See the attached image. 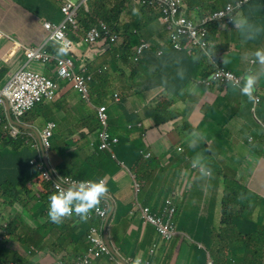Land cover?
Masks as SVG:
<instances>
[{
  "label": "trees",
  "instance_id": "trees-1",
  "mask_svg": "<svg viewBox=\"0 0 264 264\" xmlns=\"http://www.w3.org/2000/svg\"><path fill=\"white\" fill-rule=\"evenodd\" d=\"M14 1L42 19L50 20L53 23L63 19L57 0ZM233 1L211 0L205 10L209 14L214 13L233 3ZM128 6L129 0H89L80 9L78 18L79 30L71 32V37L75 40L81 41L87 38L89 31L95 26H100L102 22H106L111 27L113 35L119 34L125 38L123 44L114 45L109 52L106 51V46L101 47L99 53L94 52L96 57L86 59V64L89 65L88 69H93L94 81L91 84V104L88 103L87 107L83 109L94 111L92 105L94 107L108 105L109 114H114L117 109L115 95L119 94L118 90L121 91L122 99L127 100L134 96L144 99L145 93L161 88L162 91L157 96L159 99L149 103L144 109L143 119L151 125V128H157L163 133L169 128L180 140H189L195 135V131L184 115L185 110L188 108L186 103H189V96L185 94L186 88L190 86L192 81H203L214 71L221 68L233 73L239 80L238 84L240 85L236 87L229 82H223L220 85L224 86L226 91L242 89L245 82L244 77L250 73L244 75L245 73H235L230 67L223 68L217 58L218 55L225 54L233 62L237 63L239 60L234 59V57L239 58L242 56L241 46L238 48L235 45L234 50L231 51L229 42H218V36L221 35L224 39H227L232 33L228 29L229 26L216 22L208 25L207 29L209 36H212V43H216L217 46L210 49L207 53L196 51L189 55L176 52L167 43L168 36H165L159 38V41L154 40V38L150 39L152 44L166 52L165 55L158 56L157 48H153L144 53L140 62H136L134 47L141 45L140 34L150 24L148 22L144 23V19H159L160 13L153 8L142 6L136 14L133 13L131 19L124 21V14ZM258 8H261V17L264 19V0H253L246 7L247 10ZM259 22L264 23V20H258ZM236 34L240 35L238 38L243 42L250 35L242 29L238 30ZM255 46L259 47L260 45L256 44ZM236 49L239 50L235 51ZM254 54V68L258 69L264 66L259 63ZM106 55L108 58L100 66L93 67L91 65L94 59H101ZM7 71L8 69L4 65L0 68V83L2 84L6 82L3 78ZM80 71L78 67L77 72L81 73ZM215 84L218 83L215 82ZM60 101L58 104L59 111L70 102L66 101L65 103L62 99ZM82 102L81 106L85 104L84 101ZM44 112H46L45 116L47 117L53 112V109L49 108L46 103H42L33 112H29L23 121L44 127L46 126L43 122ZM97 117L96 114L94 117H83L81 115V120L84 123L81 130L73 128L70 129L68 135H60L58 132L54 134L51 140L50 161L57 175L71 177L75 180L89 179L99 181L102 176L110 175L117 170L116 165L112 162L110 152L92 151L99 150L98 146L92 144L93 142H98V140L89 139L90 134L95 133L99 128ZM60 118V115L55 118L58 123H60ZM76 122H78V119ZM111 131L113 136L119 139V144L113 150V154L119 160L126 162L130 168L138 165L141 173L144 167L151 171L152 175L148 180L149 186L152 185L156 178L167 175L163 178V184L164 187H168V180L174 176V172L161 168L158 159L142 161L141 152L145 150V145L141 137L133 140L131 138L133 133L128 131L118 121L113 124ZM75 134L81 136L83 141L81 139L76 140ZM26 139L27 137H21L19 140H13L5 136L0 127V188H2L0 189V215L8 212L11 218V223H9L8 227L11 238H20L19 241L28 245V248H31L30 245L33 242L30 240H32L40 244L42 251L45 247H57L59 253L60 244L65 242L70 232V253L74 252L75 256L78 257L80 247L84 243H87V246L89 245L87 240L89 222H81L78 226H73L66 219L59 225L50 221L48 217L49 197L57 192L54 186L57 179L55 178V173L51 171L52 179L43 183L39 190V195L35 194L32 198L26 195L24 188L30 185L39 173L38 168L30 165V160L36 152H34L32 147L26 145ZM62 141H65V143ZM198 150L207 151L202 146L185 150V155L191 158L197 155ZM180 162H183V158L180 159ZM211 168L217 172L216 177L224 188L220 199L221 228L218 233V240L221 247H228L231 255V258L227 259L214 257L212 259L214 264H233L232 261L235 264L264 263V201L258 196L251 194L229 177L226 174V164L222 163V165L216 167L212 164ZM42 169L46 170L44 164ZM108 188V196L115 199L114 196L118 189L112 180L109 181ZM39 203L42 208H40L41 212L38 219L35 220V226L32 231L27 229V220L35 214L32 208ZM15 204L22 206L20 212L13 209ZM117 204L119 205V203ZM234 206L238 208L234 209ZM259 207L262 210L257 215L256 221L255 208ZM116 214L118 217L115 218L114 223L111 225L112 227H110V234L118 245L120 252L122 251L121 254L127 255L125 250L129 245V241L125 238L121 239V243L117 241L120 235L119 222L123 217L119 216L118 211ZM20 229V233H17ZM57 230H60L59 234ZM50 233L53 234V238L52 240H47ZM7 241L0 240V260L3 262L16 261L28 264L39 256V253L34 252L32 249L28 254L16 246L10 248ZM62 249L66 250V246L62 247Z\"/></svg>",
  "mask_w": 264,
  "mask_h": 264
},
{
  "label": "crops",
  "instance_id": "crops-1",
  "mask_svg": "<svg viewBox=\"0 0 264 264\" xmlns=\"http://www.w3.org/2000/svg\"><path fill=\"white\" fill-rule=\"evenodd\" d=\"M208 1L210 0H189V2L187 0L188 16L192 19L207 17L209 12L201 9L200 4ZM130 10L134 9L131 7ZM261 15V8L245 9L237 15V27L230 29L232 35L227 39L219 36L221 43L229 42L231 51L234 50L237 39L239 40L242 57H234L239 62H233L225 54H220L217 57L223 68L230 67L235 73L240 72L247 75L246 71L250 65L253 66L248 76L257 78L254 95L259 99V102L257 104L249 102L247 97L241 94V89L226 91L224 86L215 85L206 90L190 86L187 91L188 108L184 115L195 130V135L189 140L179 141L178 144L172 145L157 130L147 129L146 131V141L149 145L147 151L152 158L159 160L160 167L168 163L167 167L174 172V176L168 180V187H164L163 184V178L167 175L156 178L152 185H148L145 192V186L149 176L151 178L152 172L144 167L150 174L147 173L148 175L144 174L141 177L144 190L140 202L158 212L163 205L165 196L173 192L177 194L181 199L175 217L178 235L168 243L160 242L154 228L144 225L139 214L133 216L129 214L135 201L131 180L123 172L111 175L114 183L118 186L115 204L117 202L119 205H115L114 216L118 211L119 216L123 217L119 222L121 234L117 241L121 243L122 238L129 241L125 250L127 255L118 251L119 247L111 239L110 232L109 236L114 248L124 259L126 257L135 258L138 255L147 257L152 244L158 245L151 257L152 264H205L208 258H231L228 247H221L218 240L221 228L220 199L224 188L216 177L217 172L211 168L212 164L215 167L222 163L226 164V174L229 177L264 201V66L255 69L253 61H249V57L256 51L264 50V23H258V20H264ZM42 21L43 19L26 10L14 0H0V31L10 37L0 38V68L4 65L8 69L3 80H7L27 63L25 50L23 48L14 49L15 42H21L28 48H36L42 44L51 46V42H48V32L43 29ZM238 28L250 34L244 42L238 38L239 34L234 37L237 32L235 29ZM143 33L150 39L167 36L162 23L158 20L149 24ZM256 44L260 46L256 47ZM88 51V49L82 48L81 55L76 58L78 67L81 69L85 68L82 55ZM225 61L228 62L225 63ZM35 68L42 70L39 65H35ZM46 71L50 74L51 72L57 74V67L52 65ZM259 73L261 75L258 76ZM56 78L60 84L58 101L62 99L65 103L70 101L75 105H65L60 111L58 107L51 106L49 108H52L53 112L48 117L55 119L59 115L64 116L68 110L76 111V109L83 117H90L89 111L83 109V104L80 105L83 103V99L79 93L71 84ZM161 91L162 89H154L146 95L145 99H154ZM140 104L141 102L136 98L128 99L124 105H119L117 116L123 119L127 118L139 108ZM80 120L79 116L78 121ZM43 122L46 124V120L43 119ZM202 146L207 151L198 150L197 155L191 158L185 155V150ZM177 147L184 150L183 154H174ZM170 154H173L172 158L167 161ZM181 158H183V162H180ZM193 161L197 162L196 167L192 166ZM51 166L53 167L52 163ZM202 166L211 168V177L202 178L200 172L194 170H200ZM40 188L41 185L34 182L26 186L24 191L26 194L28 191H32V196L28 195L32 198L35 194L39 195ZM118 207L121 208L118 209ZM40 208H42L40 203L32 208L35 214L28 219L29 221L38 219ZM233 208L238 207L234 206ZM261 210V207L255 208L256 221ZM2 215L9 218L8 212ZM20 231L21 229L17 233ZM59 231L57 230L58 234ZM52 238L53 234L50 233L47 240H52ZM65 246L68 256L66 257L65 254L64 261L61 262L74 263L77 256L74 252L70 253V232L65 242L60 244V248ZM83 247H87V243H84L80 250ZM57 250V247H45L37 262L44 261L46 264H52L54 260H47L48 253ZM93 264H110V261L107 257H103Z\"/></svg>",
  "mask_w": 264,
  "mask_h": 264
},
{
  "label": "clouds",
  "instance_id": "clouds-1",
  "mask_svg": "<svg viewBox=\"0 0 264 264\" xmlns=\"http://www.w3.org/2000/svg\"><path fill=\"white\" fill-rule=\"evenodd\" d=\"M57 1H58L60 13H61L63 19L57 23H53L52 21L46 20V19H43V21H42L43 29L48 32V35H49L48 42H51V46H47L46 44H42L41 46L36 47V48H28V47H25L21 42L17 41V42H15L14 49H22L23 48L25 50V53H26L27 49H38V48H41L44 46V48L47 49L48 52L53 55V59L50 62L53 61L57 67L56 77H58L60 80H63L65 82L71 84L72 87L79 93V95L81 96L83 101L87 104L88 103L91 104V96H92L91 84L94 81V74L92 72L93 69H88V64H86V59L89 57L90 58L96 57L94 55V52L99 53L101 47L106 46V51L109 52V50L114 45L123 44L125 38L120 36L119 34L113 35V30L111 29V27L106 22H102L100 26H95L89 31L87 38H85L81 41L75 40L73 37H71V32L79 30L78 18H79L80 9L82 6L86 5L89 2V0H87V1H84V0H57ZM161 1L162 0H129V6L127 7V10L125 11V14H124V17H125L124 21L131 19L133 17V13L136 14L137 11L142 6H147V7L155 9L157 12L160 13L159 19H155V20L144 19V23L148 22L151 24L156 20H158V22H161L163 25V29L165 30V32L168 36L167 43L169 44V46L176 52L187 53V54L191 55L192 53H194L196 51L202 52V50L208 48V46L210 45L209 42L207 41L208 40L207 36H209L208 29H207L208 25H210L212 23L219 22V23H227L228 25L236 27L237 15L240 12H243L246 9V7L253 0H234L233 3L228 4L225 8H222V9H220L214 13H210L207 17L202 18V19L190 18L188 16L189 8L187 5V0H181L182 6H181L179 13L177 15V18L174 22H170L167 20V17L164 14V8L161 6ZM188 2H189V0H188ZM210 2H211V0L206 2V3H201L200 8L205 9V7L208 6V3H210ZM74 7L78 8L77 17H76L77 24L74 25L72 23H69L68 24V30H67V38L69 41L74 43V46L73 47H66L61 42L57 41L56 39L51 38V35H52L51 31L47 30L44 25H45V23H50L53 26H59V25L63 24L67 19V15H66V13H64L65 9L74 8ZM131 7L134 10H130ZM228 7L235 8V11L231 15V17L224 18V19H215V15H217L221 12H226ZM128 11H129V13H128ZM144 29H143V31H144ZM238 29H235V31H238ZM94 30H96V32L94 34H92V32ZM196 30H197V32H196ZM143 31L140 34L141 45L134 47V52L136 54L135 61L140 62L144 53L148 50L150 51L153 48H157L158 56L165 55L166 52L164 50L159 49L156 45L152 44V42H150V38L144 36ZM2 37L10 38L4 32L0 31V38H2ZM210 37L212 38V36H210ZM206 38H207V40H206ZM154 40L159 41V37H155ZM217 41L218 42L220 41L219 36L217 37ZM144 42H146L148 45L145 46L144 49H141V47H143V45H144ZM213 45L215 47L217 46L216 43H213ZM82 48L88 49L89 51L83 53L82 57L84 59L83 63H84L85 68H83V69L79 68L81 70L80 71L81 73H78L77 72L76 58L81 55ZM254 55L259 60V63L261 65H264V50L256 51ZM58 58H69L73 61L74 72L84 76L86 79V82L88 83L89 90H90L89 99L85 98L84 95L78 89L75 88V86L73 85V83L71 81L64 79L60 76V66H59ZM107 58H108V56L106 55L105 57H102L100 59V61H102V63H103L104 60ZM97 60L98 59H94V61L92 62L91 65L93 67H98L102 64V63L99 64V62H97ZM26 61H27V63L22 68H20L18 71H20L21 69L26 70L28 65L31 62H34V60H29L27 58V55H26ZM35 62H41V61H35ZM50 62H48V63H50ZM227 62L228 61H225V63H227ZM42 63H44V62H42ZM48 63H46V64H48ZM218 70H220V72L223 71V69H221V68H219ZM218 70L214 71L212 74H210L203 81H195V80L192 81L190 86H196L198 88L208 90V89L214 87L215 85H218V84L220 85L223 82L211 80V78L212 77L214 78L215 75L219 72ZM18 71L13 73L6 80L5 83H3V84L0 83V85H5ZM26 71H31V72L41 74V73L33 71V70H26ZM41 75L48 77L49 79L53 80L58 85V91H57L56 97L53 100L43 99L42 102H39L35 107H33L23 117H21L19 119L12 112L9 101H6L5 104L1 107V111H0V119H1L0 127L3 130V133H5V136H7L13 140H19V138H21V137H27L26 145H29L30 147H32L34 152H36L34 157H32V159L30 160V165L39 169L38 176L35 178V180L32 183L37 182L42 187L43 183H46L47 181H50L52 179V175H51L50 171L55 173L54 167H52L51 163H50L51 162L50 161V149L52 146L51 140L54 137V134H56L58 132L59 124L55 121V119H52L48 116L46 117L44 115L46 112L43 113V115H44L43 118H44V120H46V126L45 127H41V126L39 127L34 123H32V124L25 123L23 121V119L29 112L30 113L33 112L34 109L38 105H41L42 103H46L49 107H51L50 105L52 103L57 102L58 98H59L60 84H59L56 77H50V76L44 75V74H41ZM259 75H261V73H259L258 76ZM244 81H245L244 86L240 90L241 94L246 96L249 102L257 104L259 102V99L254 95L255 85L257 84V78L254 76H245ZM215 82H217L218 84H215ZM239 85L240 84H238V86H236V87H239ZM189 87L186 88L185 94H187ZM156 89H161V88H156ZM151 91L145 93L144 99L136 97V96H134L132 98L130 97L131 99H133V98L138 99L141 102V104H140L139 108L134 110L125 119L119 118L117 116V114L119 112L118 109H119V105H124L128 101V99H130V98H128L127 100H123L122 96L119 92H118L119 94L115 95L116 100H117L116 101L117 109H116V112L114 114H109L110 109H109L108 105H103L101 107H94L92 105V107L94 108L95 114L98 116L97 119L99 122V128L95 133L90 135L89 139L94 140V141L98 140V142H93L92 144L95 146H98L99 150H92L91 149L93 152H99V151L110 152V155L112 156V162L117 167V170L115 172H113L112 174H114L116 172H123L131 180V183L133 186L134 198H135V201L132 204V208L129 212V214L131 216L139 214L144 225L151 226L154 228V226H152L151 224L144 223L143 210L145 208H147L150 215L160 216L162 211L164 210V208H166V202L167 201L171 202V205L174 208V215H173L172 220H173V223L175 226V232H176L174 237L170 240V241H172L178 235L175 217H176L178 206L181 204L180 203L181 202L180 197L177 196V194H174V192L165 196L163 205L158 212H155L154 208H152V207L150 208L147 205L142 204L140 202V198H141V195H142L143 190H144V184L142 182L141 177L144 174L148 175L147 173H149V172L144 169L141 173L139 171L138 165L134 168H130L126 162L119 160L117 158V156L115 154H113L114 148L119 144V139L113 136L111 129H112L113 124L116 123L117 121L120 122L121 124H123V126L126 127L128 129V131L133 133L131 136V138L133 140L141 137V139L144 141L145 150L141 152L142 161H148L150 159H154L151 157V154L147 151L149 148V145L146 141L147 129L157 130L159 132V134L161 136H165L168 139V141L170 142V144H172V145L178 144L179 141L183 142L184 139L180 140L179 137L174 132H171L169 130V128H167L163 133L157 128L156 129L151 128V125L143 119L144 109L148 106V104L159 99V98L155 97L154 99H151L152 101L146 100L145 99L146 95L149 94ZM186 104L188 106V103H186ZM56 107H58V105ZM102 107L107 108V115H108L107 126H103L99 120V109ZM10 115L13 116L15 121H17L23 125H26L30 128L27 129V128H24V127H21V126L15 124L13 122V120L9 118ZM131 119H133L132 122H131ZM51 123H55L56 128L54 129V134L50 138V147L48 150H46L42 144L41 139H42V135L44 134V131L49 127V125ZM10 124H12V125H14L20 129L21 132L19 133L18 138H15L12 135V129L9 127ZM183 151L184 150L182 148L177 147L174 154H183ZM172 155L173 154L169 155V158L167 159V161H169L172 158ZM46 159H48L47 162H46ZM42 163L45 165L46 170L42 169L43 168ZM47 163L49 164V166L47 165ZM167 164L162 166L161 168L168 169ZM192 166L196 167L197 162L193 161ZM194 170L199 171L202 178L212 176V170L209 167L202 166L200 170L199 169H194ZM45 172L49 173V175H50L49 179L44 178L43 174ZM112 174L102 176L100 178L101 180H99V181H92L89 179L75 180V179H72L71 177L59 176L55 173V178L57 179V182H55L54 186L57 189V192L53 193L49 197L48 217L52 223L57 224V225L62 224L64 222V219H66L67 221H69L71 223H74L75 225H73V226H78L81 222H89L88 232H87V240L89 242V245L87 247H83V249L80 250V254H78V257L75 259L74 263L73 262L72 263L61 262V261H64L63 260L64 255L66 254V257H67L68 254L66 253L65 249L60 248L59 253L57 250V257L55 259H53L54 262L52 264H93L95 261H97L103 257H107L110 261V264H116V262H119L120 264H143L142 259H143V261H149L150 264H152L151 257L153 256L155 249L158 247L157 244H152V246L148 250V256L147 257H145L143 255H138L135 258L134 257H126V259H124L118 253V251L120 252V250L118 249V251H117L114 248V246L110 240V236H111V234L109 236L110 227H112L111 225L114 223L115 218L118 217L117 214H115V216H114L115 205L117 204V202L115 204V199H112L111 197L108 196L109 195L108 184H109L110 180L113 181V179L111 178ZM66 178H70V179L75 180V181H72L70 186H69L65 183ZM149 179H150V176H149L148 180ZM147 188H148V181H147V184L145 186V192H146ZM0 189H2V188H0ZM117 189H118V186H117ZM114 198H115V196H114ZM100 209L104 210L106 213L105 217H103V218H101L97 214V212H99ZM112 210H113V213H112L111 217L109 218L110 212ZM27 222H28V228L27 229H31L33 231V227L35 226V220H31V221L27 220ZM9 223H10L9 218H7L4 215H0V240H8L7 242H8V246H9V241L11 239H13L15 242L18 243L16 245V247L19 248L21 251L28 253V254L31 252V249L34 252H38L39 255L41 252H43L40 249V246H39L40 244H37L36 242H34L32 240H30V241L33 242V244L30 245L31 248H28V245H25L24 243L20 242L18 239L11 238V234L8 232ZM119 228H120V226H119ZM94 229L97 230V233L94 232ZM154 230H155L160 242H166V243L170 242V241L162 240L160 238V236L158 235L155 228H154ZM105 232H107V237H108L109 243L106 241ZM95 235H98L102 239V244L104 245V247H106V250L103 249L102 245H98L91 240V236H95ZM111 239H112V236H111ZM114 243H115V241H114ZM47 251H48V249H47ZM38 258H39V256L37 257V259ZM37 259L34 260L33 262L28 263V264H46V262H44V261H38L37 262ZM50 261H52V260H50ZM233 262L234 261H232V263ZM0 264H23V263L16 262V261H4L3 262L2 260H0ZM205 264H214V262L212 259L208 258L206 260ZM261 264H264V263H261Z\"/></svg>",
  "mask_w": 264,
  "mask_h": 264
},
{
  "label": "built area",
  "instance_id": "built-area-1",
  "mask_svg": "<svg viewBox=\"0 0 264 264\" xmlns=\"http://www.w3.org/2000/svg\"><path fill=\"white\" fill-rule=\"evenodd\" d=\"M161 6L164 8V14L167 17V20L174 22L182 6V1L162 0ZM77 11V7L65 9L64 13H66L67 19L59 26H53L50 23H45L44 25L47 30L51 31V38L56 39L66 47L74 46V43L69 41L67 38V30L69 23L74 25L77 24ZM234 11L235 8L228 7L226 12H221L215 15V19L231 17ZM95 32L96 30H94L92 34ZM147 45L148 44L144 42V45L141 47V49H144V47ZM26 55L29 60L41 61L44 63H48L53 59V55L49 53L48 50L44 48V46L38 49H27ZM58 60L60 66V76L71 81L75 88L78 89L85 98L89 99L90 90L88 83L86 82L84 76L74 72L73 61L69 58H58ZM211 80H219V82L227 83L229 82L232 83L233 86H238L239 83V80L229 72H218L214 78H211ZM57 91L58 85L53 80L41 74L21 69L5 85H0V111L5 102L9 101L12 112L19 119L23 117L29 110L35 107L39 102H42L43 99L53 100L56 97ZM99 120L103 126H107L108 115L106 107L99 109ZM9 127L12 129V135L15 138H18L19 133L21 132L20 129L12 124H10ZM55 128L56 124L51 123L42 135L41 141L46 150H48L50 147V138L54 134ZM43 176L45 179L50 178V175L47 172H45ZM72 181L75 180L66 178L65 183L70 186ZM97 214L103 218L105 217L106 213L104 210L100 209ZM173 215L174 208L172 207L170 201L166 202V208H164L160 216L150 215L147 208L143 210L144 223L154 226L158 235L164 241H170L176 233L172 220ZM94 232L97 233V230L94 229ZM91 240L98 245H102L103 249L106 250V247H104L102 244V239L98 235L91 236ZM142 262L143 264H150L149 261H143V259ZM116 264L120 263L116 262Z\"/></svg>",
  "mask_w": 264,
  "mask_h": 264
},
{
  "label": "rangeland",
  "instance_id": "rangeland-1",
  "mask_svg": "<svg viewBox=\"0 0 264 264\" xmlns=\"http://www.w3.org/2000/svg\"><path fill=\"white\" fill-rule=\"evenodd\" d=\"M212 4H214V3H212ZM211 4V5H212ZM236 27H237V24H236ZM238 30H240V29H238ZM237 36V34L235 33L234 34V37H236ZM236 46L238 47V48H240V46H241V44L239 43V40L237 39V41H236ZM237 50H239V49H236L235 51H237ZM242 57V56H241ZM99 60V61H98ZM97 60V62H99V64L100 63H102V61H100V59H98ZM253 61L254 60V57H253V55L251 56V57H249V61ZM31 64V65H30ZM29 65H28V67H27V69L26 70H33V71H36V72H39V73H41V74H44V75H48V76H50V77H56V73L55 74H53L52 72H51V74L50 73H48L47 71H46V69L47 68H49L50 66H54L55 65V63L52 61V62H50V63H48V64H46V63H42V62H31ZM35 65H39L40 67H41V69L42 70H39V69H37V68H35ZM43 69H44V71H43ZM252 69H253V66L252 65H250V67H249V69L246 71V73H251V71H252ZM238 73H240V72H238ZM118 92L121 94V91L120 90H118ZM122 96V95H121ZM59 104V101H57V102H54V103H52L50 106H53V107H56L57 105ZM67 106H74L75 104H73L72 102H68V104H66ZM86 105H88L87 103H85L83 106L84 107H87ZM89 108V107H88ZM89 115H90V117L92 116V117H94V115H95V112L94 111H92L91 109H89ZM79 116L81 117V115L79 114V112L78 111H74V110H68V111H66V113L64 114V116H62L60 119H59V121H60V123H58L57 121H56V119H55V121L59 124V128H58V133L60 134V135H68L69 133H70V129H73V128H76V129H78V130H81L82 129V127H83V125H84V123H83V120H80V121H78V122H76L75 123V121L79 118ZM90 135H92V134H90ZM75 136H76V140H79V139H81V136H79V135H77V134H75ZM89 138H90V136H89ZM72 139V138H71ZM81 141H83L82 139H81ZM65 142V141H64ZM26 193V192H25ZM27 196L28 195H30V196H32V191H28V194H26ZM30 196H28L29 198H30ZM21 208H22V206L20 205V204H15L14 206H13V209H15V211H17V212H20V210H21ZM8 217V216H7ZM9 219H10V223H11V218H10V216H9ZM119 231H120V228H119ZM18 243L17 242H15L13 239H11L10 241H9V247H11V248H13V247H15L16 245H17ZM23 246V245H22ZM24 247V246H23ZM57 257V251H53V252H49L48 253V256H47V260L48 261H50V260H53V259H55Z\"/></svg>",
  "mask_w": 264,
  "mask_h": 264
},
{
  "label": "bare ground",
  "instance_id": "bare-ground-1",
  "mask_svg": "<svg viewBox=\"0 0 264 264\" xmlns=\"http://www.w3.org/2000/svg\"><path fill=\"white\" fill-rule=\"evenodd\" d=\"M219 21H220V20H219ZM223 24L229 26L228 29H229V31H231L230 29H231V27H233V26L228 25L227 23H223ZM196 32H197V30H196ZM207 38H208V40H207ZM207 38H206V40L209 42L210 45L208 46V48L202 50V52H204V53H207L210 49L215 48V46L213 45V43H212V41H211V37H210V36H207ZM218 71L220 72V70H218ZM222 72H229V71L223 70ZM229 73H231V72H229ZM231 74H233V73H231ZM248 74H249V73H248ZM233 75H234V74H233ZM234 76H235V75H234Z\"/></svg>",
  "mask_w": 264,
  "mask_h": 264
},
{
  "label": "water",
  "instance_id": "water-1",
  "mask_svg": "<svg viewBox=\"0 0 264 264\" xmlns=\"http://www.w3.org/2000/svg\"><path fill=\"white\" fill-rule=\"evenodd\" d=\"M9 118L12 119L13 122H14L15 124H17V125H19V126H21V127H24V128H27V129L30 128V127H28V126H26V125H23V124H21V123L15 121L14 118H13V116H11V115L9 116ZM47 160H48V159H46V162H47ZM47 165L49 166L48 163H47ZM112 213H113V210L110 212L109 218L111 217ZM105 238H106V241L109 243V240H108V237H107V232H105Z\"/></svg>",
  "mask_w": 264,
  "mask_h": 264
}]
</instances>
